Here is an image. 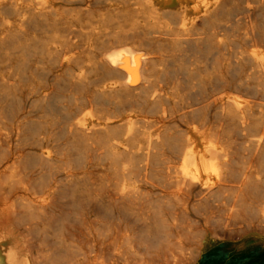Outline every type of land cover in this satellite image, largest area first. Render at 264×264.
Masks as SVG:
<instances>
[{
	"label": "bare ground",
	"instance_id": "bare-ground-1",
	"mask_svg": "<svg viewBox=\"0 0 264 264\" xmlns=\"http://www.w3.org/2000/svg\"><path fill=\"white\" fill-rule=\"evenodd\" d=\"M256 15L264 0H0V264H264Z\"/></svg>",
	"mask_w": 264,
	"mask_h": 264
},
{
	"label": "rangeland",
	"instance_id": "rangeland-1",
	"mask_svg": "<svg viewBox=\"0 0 264 264\" xmlns=\"http://www.w3.org/2000/svg\"><path fill=\"white\" fill-rule=\"evenodd\" d=\"M245 1H250L253 6L259 5V0H231V8H232V6L243 7L245 5ZM240 18H241V16L236 14V16H234L230 19L231 20L230 23L232 24L233 30L237 35L242 34L244 31L243 22L237 21ZM252 23L259 30V33L256 36L255 40L258 43L264 45V17L256 15L252 18ZM136 40H137V42H136ZM121 41L126 42V40L122 36H119L116 39L114 38V40L112 39L111 43H109L110 48H114L116 46L115 44H117L118 42H121ZM130 41H132L133 43H131ZM126 43L136 45L142 49L146 48L145 44H143V42H141L138 39H129V40H127ZM244 44L245 43L243 41H241V38L238 39V46L239 47L244 46V48H246L248 46V45H244ZM107 46H108V44L106 45V47ZM107 48H109V46ZM230 56H231V54L229 56H227V58L230 61H232L230 59L231 58ZM205 64L207 66H206V70L204 71L205 73L203 72L204 79L206 81H212V80H215L216 78H218L217 69H213L212 61L209 62V64L208 63H205ZM224 74H225L224 78H225L227 84H238V82L240 80H243L245 78L246 70H244L243 68H236L235 65L231 62V64L224 71ZM186 76H187V78H186V81L184 82V84H196L197 80L191 79L190 77H188V75H186ZM258 84H262V83H258Z\"/></svg>",
	"mask_w": 264,
	"mask_h": 264
}]
</instances>
